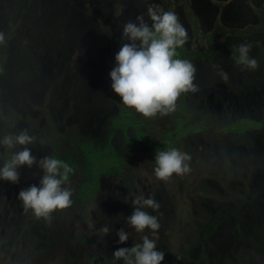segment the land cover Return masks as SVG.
Masks as SVG:
<instances>
[{"label":"rangeland","instance_id":"obj_1","mask_svg":"<svg viewBox=\"0 0 264 264\" xmlns=\"http://www.w3.org/2000/svg\"><path fill=\"white\" fill-rule=\"evenodd\" d=\"M263 7L252 9L256 26L228 29V37L214 36L212 46L203 45L205 60H189L197 69L198 91L181 94L174 111L154 118L125 107L112 92L109 73L115 60L83 61L75 51L68 62L70 76L72 68L77 70L92 89H42L32 94V89L8 87L14 80L13 46H0L7 59L0 89V138L27 129L35 138L28 147L37 161L61 155L75 138L104 141L110 119L121 109L143 123L152 144L174 129L175 118L182 119L183 126L199 128L173 145L191 156V171L168 181L154 175L158 150H130L117 131L111 143L127 160L123 173L102 177L99 192L84 204L75 198L81 175L74 176L63 185L73 190L72 206L52 213L50 222L25 211L17 198L21 189L39 185L42 172L35 165L18 169L17 184L0 181V264H123L113 257L117 248L140 243L144 234L155 238L149 230L136 233L126 223L138 194L152 196L160 205L157 211L143 210L159 220L156 243L165 253L162 264H264V171L257 173L254 153L258 147L264 154ZM8 24L0 23L6 39L14 36ZM242 42L251 46L249 56L259 62L256 70L244 69L233 59ZM242 119L262 127L243 134L221 132ZM127 136L134 139L131 129ZM10 154L0 145V167ZM105 226L109 233L103 231ZM121 228L129 233L124 244L117 243Z\"/></svg>","mask_w":264,"mask_h":264},{"label":"clouds","instance_id":"obj_2","mask_svg":"<svg viewBox=\"0 0 264 264\" xmlns=\"http://www.w3.org/2000/svg\"><path fill=\"white\" fill-rule=\"evenodd\" d=\"M146 15L150 23L141 14L124 24L121 38L126 42L120 45L114 57L115 67L109 77L112 92L125 107L144 118H154L157 114L164 116L174 111L181 94L198 91L194 83L197 69L191 61L176 58L177 49L188 41V31L179 16L157 5L149 6ZM6 45V34L0 31V46ZM250 51L251 46L242 42L237 48L238 56L233 59L244 69L256 70L259 62L249 56ZM221 75L228 79L226 72L222 71ZM34 139L27 129L0 138V145L11 153L0 167V181L17 184L20 179L18 169L22 166L31 169L35 165L42 172L39 185L21 189L17 198L25 211L50 222L52 213L73 204V190L63 186L73 169L53 156H44L37 161L28 147ZM190 160L189 154L176 148L158 151L154 158V175L158 180L168 181L174 174H188L191 171ZM132 206L134 210L126 219L129 228L141 234L147 229L155 238L144 234L140 243L117 248L113 257L123 264H162L165 253L158 250L156 243L159 220L143 210L157 211L159 203L152 196L138 194L132 200ZM103 231L109 233L111 230L105 226ZM116 236L118 244L129 240V233L124 228L119 229Z\"/></svg>","mask_w":264,"mask_h":264},{"label":"flooded vegetation","instance_id":"obj_3","mask_svg":"<svg viewBox=\"0 0 264 264\" xmlns=\"http://www.w3.org/2000/svg\"><path fill=\"white\" fill-rule=\"evenodd\" d=\"M151 5L174 11L188 31V41L177 49L176 58L204 61L203 45L212 46L214 36L228 37V29L257 25L252 9L263 7L264 0H0V23L11 24L9 30L13 28L14 33L7 38L13 46L14 69L13 85L8 82V87L32 89V94L42 89H92L84 79L80 80L77 70L76 73L72 68L70 76L71 55L77 51L83 55V61L115 60L120 45L126 42L121 38L124 24L141 14L148 21L146 12ZM214 30L219 32L213 34ZM6 62V55L0 53V89ZM121 112L133 116L129 110L121 109L112 118ZM242 120L227 126L242 124ZM177 121L182 119L175 118L174 128ZM253 122L260 126L249 130L262 127V123ZM249 130L221 132L243 134ZM190 134L194 132L187 135ZM254 153L258 158L257 173L261 174L264 160L260 155L264 154L258 147Z\"/></svg>","mask_w":264,"mask_h":264},{"label":"trees","instance_id":"obj_4","mask_svg":"<svg viewBox=\"0 0 264 264\" xmlns=\"http://www.w3.org/2000/svg\"><path fill=\"white\" fill-rule=\"evenodd\" d=\"M1 70L0 63V72ZM143 126L141 121L133 118L129 113L121 112L110 120V132L104 141L95 142L90 139L75 138L70 143V149L59 156H54L66 162L73 169L72 173L69 174V180L80 173L81 180L77 185L75 195L77 202L84 204L91 200L100 190V179L102 177L120 176L123 173L127 160L118 154L111 144V139L116 131L122 132L128 149L131 150L137 147L142 152H148L170 150L176 140L199 130L197 126H183L182 122L177 121L173 130L165 133L162 140L152 144ZM259 126L253 121L242 120V124L229 125L223 130L244 132ZM128 129L133 130V140L129 139L126 134ZM61 171L63 170L61 169Z\"/></svg>","mask_w":264,"mask_h":264}]
</instances>
